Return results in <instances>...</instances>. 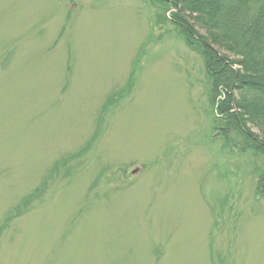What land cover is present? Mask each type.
I'll list each match as a JSON object with an SVG mask.
<instances>
[{"label": "rangeland", "instance_id": "374dc122", "mask_svg": "<svg viewBox=\"0 0 264 264\" xmlns=\"http://www.w3.org/2000/svg\"><path fill=\"white\" fill-rule=\"evenodd\" d=\"M170 14L0 0V264H264V156Z\"/></svg>", "mask_w": 264, "mask_h": 264}, {"label": "trees", "instance_id": "16d2710c", "mask_svg": "<svg viewBox=\"0 0 264 264\" xmlns=\"http://www.w3.org/2000/svg\"><path fill=\"white\" fill-rule=\"evenodd\" d=\"M161 2L181 36L205 60L217 105L215 132L227 146L233 141L238 148L236 140L241 141L240 149L264 156V0ZM27 203L14 209L9 222L30 207Z\"/></svg>", "mask_w": 264, "mask_h": 264}]
</instances>
